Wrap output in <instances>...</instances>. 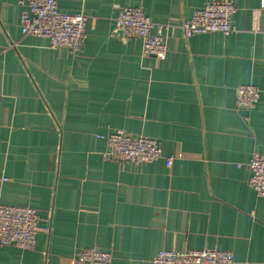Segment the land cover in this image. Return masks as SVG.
<instances>
[{
    "label": "crops",
    "instance_id": "crops-1",
    "mask_svg": "<svg viewBox=\"0 0 264 264\" xmlns=\"http://www.w3.org/2000/svg\"><path fill=\"white\" fill-rule=\"evenodd\" d=\"M211 1L59 0L89 19L74 53L27 36L21 0H0V203L36 209L43 230L33 250L0 247V264H71L91 248L113 264L205 249L264 264L246 166L264 155V0H231L233 35L187 39L181 22ZM122 7L170 26L164 59L118 32ZM243 85L260 90L254 108L237 105ZM114 131L160 141L163 158L105 159Z\"/></svg>",
    "mask_w": 264,
    "mask_h": 264
},
{
    "label": "built area",
    "instance_id": "built-area-1",
    "mask_svg": "<svg viewBox=\"0 0 264 264\" xmlns=\"http://www.w3.org/2000/svg\"><path fill=\"white\" fill-rule=\"evenodd\" d=\"M20 5L26 8L22 27L27 36L48 39L52 49H68L74 53L82 49L89 21L83 11L76 14L63 12L59 0H21ZM237 12L238 8L231 0L211 1L190 19H184L180 27L187 39L210 33L229 37L236 32L234 17ZM116 26L123 37L141 39L145 55L158 59L167 56L170 26L152 21L142 8H120ZM260 97L257 87L240 86L237 105L254 108ZM100 138L108 143V150L103 154L105 159L141 165L156 162L164 156L162 143L149 137H133L124 131H114ZM174 160V157L167 158V166L171 167ZM246 166L251 173L252 189L264 198V155L255 153ZM41 231L36 209L0 203V247L15 245L23 250H33ZM71 264H113V256L99 248H91L81 251ZM152 264H234V255L219 249L163 250Z\"/></svg>",
    "mask_w": 264,
    "mask_h": 264
}]
</instances>
